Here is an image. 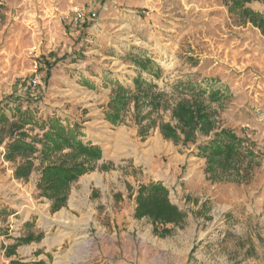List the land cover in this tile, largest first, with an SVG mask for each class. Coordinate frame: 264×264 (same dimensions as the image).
<instances>
[{"label": "rangeland", "instance_id": "rangeland-1", "mask_svg": "<svg viewBox=\"0 0 264 264\" xmlns=\"http://www.w3.org/2000/svg\"><path fill=\"white\" fill-rule=\"evenodd\" d=\"M0 5V116L8 117L0 121V264H264V35L258 27L230 13L223 0ZM249 6L264 14V3ZM139 76L165 93L164 109L152 111L146 102L139 110L152 113L145 131L134 103L121 123L106 118L112 90L121 84L134 91ZM194 96L206 100L218 127L235 130L256 152L246 180L210 178L199 147L211 135L183 144L161 132V123H177L174 104ZM30 115L29 142L42 139L55 119L102 149L94 170L72 183L56 212L38 188L40 161L25 179L14 175L20 160L5 158L12 123ZM151 182L163 183L185 213L181 224L165 226L171 232L164 236L150 217L135 214L139 188Z\"/></svg>", "mask_w": 264, "mask_h": 264}, {"label": "trees", "instance_id": "trees-1", "mask_svg": "<svg viewBox=\"0 0 264 264\" xmlns=\"http://www.w3.org/2000/svg\"><path fill=\"white\" fill-rule=\"evenodd\" d=\"M232 14H238L244 23H252L264 35V14L249 6L254 1L264 3V0H223ZM3 17L0 5V18ZM151 63L148 59L142 63L141 68L146 71ZM135 90L118 84L112 90V97L108 104L109 110L106 118L113 124L123 121L128 107L134 103L137 122L145 131L143 122L151 116V112L141 113L143 104H151L152 111L164 109V92L155 91L154 84L148 83L142 76L134 80ZM220 92H213L211 100L219 98ZM172 118L176 125L170 122L160 124V129L165 138L172 139L175 143H195L199 134L212 136L205 144L199 147V155L207 160L206 172L214 180L230 179L234 181L246 180L256 164V152L245 139L229 128L216 125L213 112L202 97L182 98L172 107ZM3 114L0 121L7 120ZM35 122L22 118L20 122L12 123L10 141L6 146L5 158L15 161L19 159L14 175L17 178H28L36 168V160L42 165V177L38 185L41 194L52 201L51 210L58 211L66 205L70 188L81 175L94 170L96 162L102 158V149L99 146L86 144L79 138V131L65 127L61 122L52 119L50 127L43 133V138L29 136L24 131L25 126ZM153 123V122H152ZM4 130V129H3ZM5 136L1 135L0 143ZM37 143L42 144L39 149ZM68 149L67 152L64 151ZM52 161H49L50 158ZM46 163V164H45ZM136 217H150L155 223L154 232L164 236L171 232L165 227L167 224L179 225L185 213L172 203L169 198V189L160 182L143 184L137 196ZM164 228L159 231L158 226ZM9 264H30L21 260H12Z\"/></svg>", "mask_w": 264, "mask_h": 264}, {"label": "built area", "instance_id": "built-area-1", "mask_svg": "<svg viewBox=\"0 0 264 264\" xmlns=\"http://www.w3.org/2000/svg\"><path fill=\"white\" fill-rule=\"evenodd\" d=\"M93 16H95V14H93ZM84 18V13H82L81 11H77V20H83Z\"/></svg>", "mask_w": 264, "mask_h": 264}, {"label": "bare ground", "instance_id": "bare-ground-1", "mask_svg": "<svg viewBox=\"0 0 264 264\" xmlns=\"http://www.w3.org/2000/svg\"><path fill=\"white\" fill-rule=\"evenodd\" d=\"M88 243H90V242H88Z\"/></svg>", "mask_w": 264, "mask_h": 264}]
</instances>
